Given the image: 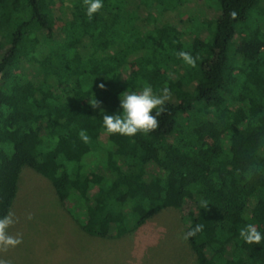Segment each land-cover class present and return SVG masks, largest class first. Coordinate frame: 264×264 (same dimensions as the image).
<instances>
[{"label": "trees", "instance_id": "1", "mask_svg": "<svg viewBox=\"0 0 264 264\" xmlns=\"http://www.w3.org/2000/svg\"><path fill=\"white\" fill-rule=\"evenodd\" d=\"M216 1L182 41L161 14L184 0H103L92 19L85 0H0V216L28 168L92 237L174 208L186 232L203 225L187 240L195 264H264V240L240 237L264 233V0ZM146 84L171 91L159 128L107 134L104 114Z\"/></svg>", "mask_w": 264, "mask_h": 264}, {"label": "rangeland", "instance_id": "2", "mask_svg": "<svg viewBox=\"0 0 264 264\" xmlns=\"http://www.w3.org/2000/svg\"><path fill=\"white\" fill-rule=\"evenodd\" d=\"M184 3L166 7L161 14L183 33L182 41L201 29L203 19H214L217 6L216 0ZM167 42L175 44L174 37L167 35ZM128 68L126 75L136 69L135 62H129ZM10 211L16 222L7 232L21 243L6 249L0 246L4 264H195L189 243L182 238L186 233L182 213L174 208L161 209L132 235L92 237L68 216L50 182L24 168Z\"/></svg>", "mask_w": 264, "mask_h": 264}, {"label": "clouds", "instance_id": "3", "mask_svg": "<svg viewBox=\"0 0 264 264\" xmlns=\"http://www.w3.org/2000/svg\"><path fill=\"white\" fill-rule=\"evenodd\" d=\"M85 3L87 5L86 15L89 19H92L93 15L104 6L103 0H85ZM178 55L187 65L192 67L196 65V57L190 52L180 51ZM100 87L103 88L104 85L101 84ZM170 97L171 91L169 88L165 87L156 92L150 84H146L138 92H124L119 98L121 110L116 114L105 113L102 127L109 135L119 134L132 137L137 133L149 134L159 128L160 121L158 117L166 111L165 103ZM89 103L94 108L99 107V102L96 99ZM79 135L83 142H89L90 137L85 131L82 130ZM202 206L206 208L207 203L202 202ZM15 222V214L11 211L0 216V246H3L4 249L21 243L19 237H13L7 232V229ZM202 230L203 225L196 224L184 233L182 238L188 240ZM240 237L246 243L259 244L261 240H264V233L257 230L254 225L248 224L240 230ZM0 264H4V261L0 260Z\"/></svg>", "mask_w": 264, "mask_h": 264}]
</instances>
